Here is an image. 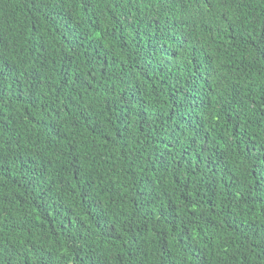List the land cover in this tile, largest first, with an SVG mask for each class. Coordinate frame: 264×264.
Wrapping results in <instances>:
<instances>
[{"label": "trees", "instance_id": "obj_1", "mask_svg": "<svg viewBox=\"0 0 264 264\" xmlns=\"http://www.w3.org/2000/svg\"><path fill=\"white\" fill-rule=\"evenodd\" d=\"M0 264H264V0H0Z\"/></svg>", "mask_w": 264, "mask_h": 264}]
</instances>
